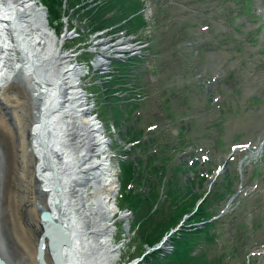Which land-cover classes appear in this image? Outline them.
Masks as SVG:
<instances>
[{
  "label": "rangeland",
  "instance_id": "obj_1",
  "mask_svg": "<svg viewBox=\"0 0 264 264\" xmlns=\"http://www.w3.org/2000/svg\"><path fill=\"white\" fill-rule=\"evenodd\" d=\"M62 1L61 18L52 21L42 0H32V3L45 14L48 27L62 47V53L70 59L69 63L76 65L75 52L70 51L74 49L79 54L82 52L80 59L86 61L77 67L85 74L90 68V74L82 77L81 91L87 90L83 94L84 102L87 98L91 118L96 114L102 122L101 133L106 139L103 155L98 154L97 158L100 157L95 160L101 162L106 157L104 166L116 178L113 196L114 204L119 207L116 205L118 211L110 218L113 229L110 244L116 249L111 263L139 262L150 256L156 246L134 240L138 224H134L133 214L124 211L125 206L119 201L122 183L118 176L121 174L119 159L131 147V159L142 153L136 144H128L131 131L136 127L145 129L141 139L147 140L148 125L160 124L158 137L178 147L174 160L197 162L187 176L207 172L202 187L197 186L199 191L211 189L209 180L218 185L224 177L233 178L236 192L226 206L227 211L214 223L217 237L215 244L205 248L206 259L224 255L226 264H264V144L258 155H254L264 140V0H135L138 8L144 7L142 21L151 22L150 28L145 27L151 45L147 54L136 61L132 74L127 75L130 79L127 86L139 84L135 91L141 94V102L134 112L133 104L122 98L112 99L103 89L108 83L110 88L120 71L116 76L111 71L101 75L103 70L90 67L97 60L108 63L109 58L95 57L102 49L99 44L104 42L106 46L108 37L90 39V31L83 29L84 18L73 9L68 10L67 0ZM81 2L77 5L80 8L85 3L92 7L99 0ZM121 2L124 5V0ZM86 49L92 53L83 54ZM92 82L94 86L89 87ZM240 144L249 147L233 151ZM82 179L83 183L88 182L86 175ZM3 181L4 170L0 164V225H5L6 220L5 198L1 194ZM143 182L140 189H145ZM92 187L91 184L86 187L89 196ZM88 217L91 223V216ZM72 219L80 224L75 217ZM183 225L184 222H179L174 228L178 230ZM167 244L168 239L164 246ZM78 246L73 247L75 256ZM96 247L98 244L93 243L91 249L95 251ZM1 253L8 257L3 249Z\"/></svg>",
  "mask_w": 264,
  "mask_h": 264
},
{
  "label": "bare ground",
  "instance_id": "obj_2",
  "mask_svg": "<svg viewBox=\"0 0 264 264\" xmlns=\"http://www.w3.org/2000/svg\"><path fill=\"white\" fill-rule=\"evenodd\" d=\"M44 15L32 0H0V164L6 212L0 264H112L115 177L104 166L106 157L95 160L105 150L102 122L91 118L84 102L86 72L69 63ZM94 33L106 36L105 27ZM109 51L103 46L98 54L107 59ZM89 74L90 68L84 76ZM55 123L64 124V131ZM83 175L93 186L90 196ZM39 205L57 218L50 225L40 218ZM58 235L67 237L68 245L63 239L52 241ZM93 243L98 244L95 251Z\"/></svg>",
  "mask_w": 264,
  "mask_h": 264
},
{
  "label": "trees",
  "instance_id": "obj_3",
  "mask_svg": "<svg viewBox=\"0 0 264 264\" xmlns=\"http://www.w3.org/2000/svg\"><path fill=\"white\" fill-rule=\"evenodd\" d=\"M47 8L50 21L61 18L62 0H42ZM99 0L94 6L83 4L81 0H67V8L73 9L84 18L83 29L96 31L106 26L113 25L126 19V25L136 29L144 25L142 16L137 14L140 8L135 0ZM76 6V7H75ZM89 7L83 11V8ZM122 9V11H120ZM82 12V13H80ZM66 13V10H63ZM84 14V16H83ZM138 61V59H135ZM134 61L128 65H120L124 77H116L111 85L126 82L127 74L131 73ZM126 66H128L126 68ZM109 87V83L107 84ZM114 90L108 88L107 93ZM107 95V94H106ZM112 99L119 97L108 95ZM137 105L134 104L133 108ZM183 129L181 130L182 133ZM142 129H133L130 133L132 141L139 140L137 147L142 151L140 155L131 159V150L125 157L119 159L121 174L118 176L122 183L120 203L133 214L134 224H138L134 232V240H140L141 244L152 246L161 237L177 226L178 222L187 215V224L170 237L173 246L171 253L159 255L154 252L144 257L140 264H226L224 255L217 258L206 259L205 248L215 244L216 233L214 222H206L203 226H195L219 213L228 197L234 193L230 179L224 177L220 184H214L211 192L205 197L195 210L197 201L204 192L199 191L205 177L196 182V178L188 177L189 169L193 166L185 162H177L175 159L178 147L172 141H161L158 136L161 132L157 129L151 132L148 141H141ZM180 133V134H181ZM181 137V136H180ZM145 155V158L141 156ZM186 177V178H185ZM144 180L145 189H140V182ZM198 183V184H197ZM198 185V187L196 186ZM198 190V191H197ZM118 206V205H117ZM119 207V206H118ZM207 243V245H206ZM135 249V247H134ZM234 252V251H233ZM223 256V257H222Z\"/></svg>",
  "mask_w": 264,
  "mask_h": 264
},
{
  "label": "water",
  "instance_id": "obj_4",
  "mask_svg": "<svg viewBox=\"0 0 264 264\" xmlns=\"http://www.w3.org/2000/svg\"><path fill=\"white\" fill-rule=\"evenodd\" d=\"M43 98V97H42ZM31 143H33L32 141H34V136L32 137L31 136ZM200 202V201H199ZM198 202V203H199ZM44 205H39V214H40V218L42 219V221H43V223H46V222H48L49 223V225H50V223L52 222V221H54V220H56L55 219V217L53 216V213H52V211L50 210V208H47V207H43ZM216 218H218V217H215L214 219H216ZM59 221V220H58ZM209 221H211V220H209ZM47 223V224H48ZM205 222H201V223H199L198 225L199 226H201V225H203ZM49 225H45V229H48L49 228ZM59 226V225H58ZM59 227H61V226H59ZM62 241H65V243H66V245H68V243H69V239L67 238V237H65V238H63V240ZM61 242V241H60ZM59 242V243H60Z\"/></svg>",
  "mask_w": 264,
  "mask_h": 264
}]
</instances>
